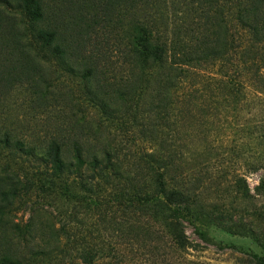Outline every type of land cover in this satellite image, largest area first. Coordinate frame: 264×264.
Wrapping results in <instances>:
<instances>
[{"label": "trees", "instance_id": "trees-1", "mask_svg": "<svg viewBox=\"0 0 264 264\" xmlns=\"http://www.w3.org/2000/svg\"><path fill=\"white\" fill-rule=\"evenodd\" d=\"M157 1L161 25L136 17L139 0H20L27 32L10 34L1 60L19 56L26 76L49 65L48 55L79 60L98 114L132 121L147 149L92 148L76 130L70 141L52 140L36 188L27 180L22 189L69 201L67 222L10 221L8 196L16 199L18 189L0 180V264H134L163 242L181 251L182 215L254 236L225 226L221 201L230 190L244 192L242 179L228 182L208 164L223 152L264 173V0ZM111 46L126 69L118 81L101 54ZM87 117L76 120L81 132ZM0 147L24 150L8 133Z\"/></svg>", "mask_w": 264, "mask_h": 264}, {"label": "rangeland", "instance_id": "rangeland-1", "mask_svg": "<svg viewBox=\"0 0 264 264\" xmlns=\"http://www.w3.org/2000/svg\"><path fill=\"white\" fill-rule=\"evenodd\" d=\"M139 2L140 10H136V17L142 18L140 14H143L150 18V23L157 22L161 25L163 21L160 18L166 17L163 4L157 0ZM0 17V51L6 53L12 47L4 43L8 41L10 34L24 35L27 32L20 0H8L7 6L1 5ZM97 40L102 39L100 37ZM103 53L111 64L108 71L116 76V81L121 75L124 77L126 69L114 46L101 52ZM2 57L0 133H8L24 145V150L0 147V180L6 183L11 180L18 189L16 199L10 194L8 196L11 204L9 220L20 225L41 219L67 222V219H61V215L71 211L69 201L54 194L47 195L49 192L39 188L22 189L27 180L36 188L38 172L43 170L42 159L45 158L46 148L52 140L62 141L69 138L70 141L74 137L73 131L76 130L75 138H86L92 148L111 143L125 154L128 148L140 152L146 150L147 146L132 126V121L126 119L122 124L111 123L98 114L102 111L97 103L89 101L86 88L92 90L82 79L86 67L79 60L68 61L64 56V63L48 55L49 65L42 62V69L26 76L21 69L26 65L19 56L6 59L5 62L1 60ZM38 67L33 63L30 70L34 71ZM107 101L110 102L108 98ZM85 114H88L84 120L85 132H81L76 127V120ZM209 141L212 142V139ZM176 142L181 147V134ZM27 149L34 152L32 157L26 154ZM220 156L222 160L213 159L208 164L209 171L217 173L224 170L225 180L228 182L236 177L241 178V187L244 189L243 193L230 190L226 194V200L221 201L222 208L227 213L225 226H233L234 230V224L240 225L246 232L252 231L254 236L230 233L223 227L210 224L205 218L182 215L184 238L181 251L172 250L169 243L163 242L158 252L137 255L134 264H264V190L261 187L264 173L246 168L239 159L229 160L226 153L221 152ZM214 161L217 163H213ZM6 188L7 192L11 190L9 184ZM20 254L23 255L24 252Z\"/></svg>", "mask_w": 264, "mask_h": 264}]
</instances>
